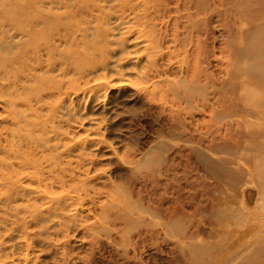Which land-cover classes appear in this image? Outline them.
<instances>
[{
	"label": "rangeland",
	"instance_id": "rangeland-1",
	"mask_svg": "<svg viewBox=\"0 0 264 264\" xmlns=\"http://www.w3.org/2000/svg\"><path fill=\"white\" fill-rule=\"evenodd\" d=\"M38 1L6 2L14 12L19 3L30 15L40 9L69 13L52 19L50 28L30 22L34 31L46 29L29 41L26 52L0 49V159L19 170L22 153L40 159L49 192L36 190L38 181L27 166L17 179L19 196L7 202L8 183L0 178V255L6 262L189 264L188 247L180 242L193 233L199 243L218 248L191 263L210 264L234 247L223 236L252 230L246 228L249 218L238 227L201 214L223 205L221 192L232 196L244 216L264 222V211L246 201L244 192L256 193L254 185H227L202 162L204 152L211 160L248 169L235 153L250 145L246 125L240 127L243 138L226 131V118H211L201 97L187 96L179 85L191 81L196 70L202 82L208 78L217 86L225 77L224 26L235 15L220 8V15L210 16L223 0L204 6L201 0ZM196 11L200 29L191 21ZM2 19L0 11V25ZM63 22L73 32L55 31ZM12 35L1 32L0 43L19 41ZM258 123L264 127L263 120ZM217 144L225 148H210ZM53 167L63 183H52ZM27 208L42 216L33 218ZM119 214L144 224L125 229ZM179 214L188 219L183 236L167 224ZM255 256L264 264V255Z\"/></svg>",
	"mask_w": 264,
	"mask_h": 264
},
{
	"label": "bare ground",
	"instance_id": "bare-ground-1",
	"mask_svg": "<svg viewBox=\"0 0 264 264\" xmlns=\"http://www.w3.org/2000/svg\"><path fill=\"white\" fill-rule=\"evenodd\" d=\"M6 1L0 0V2H3L5 6H2V10H0L1 14H3V19L0 25V33L2 32L4 35H7L12 31L14 34L12 37H20L19 41L16 42L10 40V42L8 41L0 43V49L6 52L12 51L14 48L17 49L19 53H23L24 51L26 52L31 45L29 41L33 37H36L37 34L39 35L40 33H43L47 27L50 28L52 26V19L58 18L59 16L65 18L69 13L65 11L64 13L59 14L52 12L51 10L45 12L44 10L40 9L38 12L36 10V14L33 13L30 15L24 12L22 7L19 6V3H15L17 9L16 12H18V14H16L13 9H9L7 7L8 2ZM210 1L213 2L212 0ZM29 2L39 3L38 0H29ZM41 2L45 3V0H41ZM201 2L202 6H204V3L207 4L209 0H201ZM219 6L212 8L210 16H213L214 14L220 15V8L235 15V18L227 21L224 26L226 38L224 42L226 46L224 47V51H227L229 54L225 77L221 81L220 85L217 86V84L215 85L214 83H210L208 78L202 82L201 71L198 72V70L195 69L196 71L193 72L191 81H183L179 85H181L180 87H182L184 91L187 92V96L201 97L203 102H205L202 104V107H208L207 109H209L208 111L211 118H226L228 120L225 129L226 131H235L238 137L243 138L245 136V134H243L244 130L240 129V127L246 125V137L249 138L250 145H245L242 147L240 146V148L237 147L235 153H239V162L248 165V169L242 170L241 167L233 168L232 166L225 165V163H219L218 161L211 160L209 157H207V155L204 154V152H202V162L203 165H205V169L212 171L220 178L226 179L225 183H227V185L234 187L237 182H244L247 185H254L256 193H253L252 195L249 192H244L246 195V201L248 204H255V207L261 208L264 211V127L261 128L258 123L259 119L264 121V0H223ZM59 7V5L56 6V8ZM197 15H199L197 11L190 13L191 21H194V28L200 29V21L194 20ZM20 16H27L28 19L22 20L20 19ZM30 22L36 26L40 23H45L44 26H46V28L44 27L34 31L33 28L30 27ZM61 28H64L69 32H73L72 28L67 22H63L57 26L55 31L59 32ZM202 29L206 30L207 27L204 25V28L202 27ZM59 38L60 40L65 41L67 39L66 37ZM49 41L50 40H48V42ZM206 42L207 40L203 39V41H201L202 46ZM46 47V50L48 51L52 52V50H54L52 46L49 47V44L48 46L46 45ZM67 52L71 54L74 60V65L78 66L79 59H77L75 52L72 49L68 50ZM63 54L66 55L64 52ZM64 55L62 56L64 57ZM209 87L212 88L209 89ZM209 94L213 95L211 98L212 101L210 100ZM206 104L208 105L205 106ZM201 110H203V108ZM239 112L241 113V116L238 115ZM219 147L225 148L219 144L211 146L210 148L214 149ZM13 154L16 157V154ZM24 155L22 153V159L20 158L21 160H18L19 158L17 159L18 166H21L23 169H20L22 170L15 169L13 162L10 160L0 159V178L2 181L8 183L7 188L3 190L6 198L5 200L7 202L14 200L17 198V196H19L20 188L17 185V179L21 171H24L27 166L33 168L32 172L28 174H32L31 177H35L37 179L36 181H38V184L35 186L39 189L36 190L42 194H47V192H49V186H47V183H44L45 171L40 168L41 160L29 157L26 152ZM54 171V167L50 168L48 170V172H50V177H47L52 180V183L54 181L63 183L64 176L58 173L54 174ZM259 194L261 195L260 202L257 201V195ZM220 196L221 197L218 198L221 199L223 203L222 206L213 205L212 209H206L201 212V214L211 217L212 220L217 223L219 222L220 224L224 223L226 220H231L238 227L246 226L243 221L249 220L246 228L249 230L252 228V230L249 233L242 234V230L239 229L230 236H223V238H229V240L233 242L234 247L226 250L224 256L220 257L219 259L213 262L210 261V264H258L256 260L257 257L255 255H259L261 257L264 255V222H255L257 216H250V213L247 217L244 216L240 211L241 209L239 208V210L238 207L232 203V196L228 193L221 192ZM50 201L53 202L55 206L56 204L61 205L62 202L60 199L53 198V196L50 197ZM130 207L131 206L129 205V208ZM16 209H18V207H16ZM26 211L35 219H38L42 216L41 213H39L37 214V217H34L35 214H32L34 211L32 212L28 208L25 210V212ZM16 214H18L17 211L14 213V215L16 216ZM117 218L125 223V229L132 225L144 224L142 219H137L136 221L131 220V217L126 214H119ZM187 221L188 219L186 215H171L167 224L171 229V233H175L177 236H183L186 230L184 225ZM190 235L191 236L180 242V245L184 244L188 247V254L190 255L191 260L189 264H192L191 262L195 261V263H197L199 253L205 256H211L210 254L212 251L218 248L217 246L213 247L209 245V243H199L193 236V233H190ZM221 247L222 246L219 248ZM1 256L2 255H0V264H10L6 262Z\"/></svg>",
	"mask_w": 264,
	"mask_h": 264
}]
</instances>
